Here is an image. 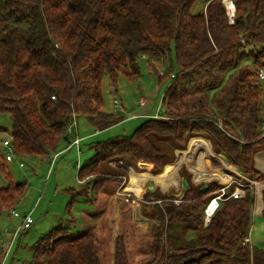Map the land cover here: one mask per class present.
Masks as SVG:
<instances>
[{
    "label": "trees",
    "instance_id": "trees-1",
    "mask_svg": "<svg viewBox=\"0 0 264 264\" xmlns=\"http://www.w3.org/2000/svg\"><path fill=\"white\" fill-rule=\"evenodd\" d=\"M197 1L203 8L192 13ZM231 2L232 22L223 0H0V114L10 116L19 156L56 152L74 118L85 116L98 131L121 121L102 109L104 76L115 91L119 74L139 78V58L174 70L158 117L130 135L90 143L94 155L77 168V187L67 189V209L77 197L87 205L80 229L52 228L29 264H264V247L248 242L257 200L248 181L229 182L207 223L205 207L224 186L216 180L186 178L180 196L133 194L155 223L151 234L139 231L131 206L114 196L128 170L146 162L160 172L195 136L208 139L230 169L264 182L253 162L264 147L257 77L264 49L251 51L264 43V0ZM238 184L244 195L229 196ZM23 191L24 183L11 180L0 187V215ZM261 199L264 215V189Z\"/></svg>",
    "mask_w": 264,
    "mask_h": 264
},
{
    "label": "rangeland",
    "instance_id": "rangeland-1",
    "mask_svg": "<svg viewBox=\"0 0 264 264\" xmlns=\"http://www.w3.org/2000/svg\"><path fill=\"white\" fill-rule=\"evenodd\" d=\"M223 3L230 22H232L234 6L232 5V12H229L225 0H223ZM202 8L203 2L197 1L192 7V13H196ZM251 49L257 55L261 49H264V43L255 44L251 46ZM171 55L173 58V53ZM246 58V61L250 64L253 57L249 52ZM171 65V63L156 64L153 69L146 59L139 58V78L131 81L124 75L119 74L115 91L110 88L107 76H104L101 87L103 98L102 109L105 112L113 114L112 98L116 97L123 105L124 111L113 115L121 117L122 120L109 128L97 131L85 116L78 117L79 134L81 136L86 133L92 134L81 141L78 149L76 146H73L53 161H51V158H46L48 155L44 157L33 155L19 156L15 152L12 153V160L7 161L5 155L8 149L2 142L5 139H11V120L8 114H0V187L6 186L9 180L15 183H24L22 197L11 210L2 211L0 215L1 245L11 241L15 229L22 223L23 215L30 213L33 221L28 229L21 230L16 235L9 252L1 264H29L36 243L60 223L69 226V230L73 232L80 229L82 225L81 213L87 205H85L84 198L77 197L75 199L76 202H73L70 208L67 209V205L71 199L67 193V189L77 187V168L93 157L94 148L90 147V143L107 140L117 135H130L146 118L156 115L157 108L161 105L164 91L169 86L171 77L174 74ZM259 84L260 117L264 119V80H261ZM141 99L147 102L145 106H140ZM130 113L136 116L131 117ZM73 135L72 133L71 138ZM62 146L65 148V145ZM259 150H264V147L256 151ZM174 153L173 160L165 164L160 172L153 173V168L149 171L147 168L139 169L137 166L134 167L133 171L128 170V173L124 175L127 178L123 182L125 186L120 191H130L132 195H139L141 190L150 188V190L158 189L162 194L180 196L186 186L184 185L186 178H189L194 184L201 181L207 182L204 180L210 181L209 179H211L223 185L233 180L241 183L243 179V181L254 184L255 187L257 185L255 188L257 190L256 198L259 194L258 192L261 195V190L264 188L262 184L264 182L251 179L237 169L238 172L230 169L227 166L228 163L218 153L216 154L213 151L210 142L204 137H191L186 144V148L176 149ZM169 160L170 158L168 157L164 159V161ZM187 162H190V168L193 173L189 170ZM221 173L227 175V177H223ZM128 175L132 178H128ZM228 177L230 178L228 179ZM222 180L227 181L222 182ZM158 185L159 187H156ZM240 186L238 184L236 187ZM134 197L141 199L139 196ZM131 200L130 198L129 201ZM261 200L259 202L258 199L256 200L257 206L259 205L257 208H260V210ZM135 209L132 217L139 231L141 233H153L155 231V223L152 220L145 219L142 212L139 214L137 208ZM12 211H16L19 215L11 217L10 213ZM116 218L117 213H114V225ZM258 221L262 223L260 224ZM255 227H257V231L259 232L257 234L255 233ZM251 229L252 231L249 236L251 243L261 245L256 242L255 238L264 239V216L257 217L253 215Z\"/></svg>",
    "mask_w": 264,
    "mask_h": 264
},
{
    "label": "built area",
    "instance_id": "built-area-1",
    "mask_svg": "<svg viewBox=\"0 0 264 264\" xmlns=\"http://www.w3.org/2000/svg\"><path fill=\"white\" fill-rule=\"evenodd\" d=\"M257 77L260 80H264V66L260 67L257 71ZM53 98V96H52ZM112 103H113V113L117 114V113H121L124 111V108L122 107L121 102L116 98L113 97L112 98ZM145 104V100L141 99L140 101V106H143ZM160 113V106H158L157 108V112L156 115L154 117H158ZM136 115H132L131 117H135ZM73 126H75V119L72 120V122L70 123V125L67 128V132L70 133L73 130ZM3 145L7 147V153L5 155V159L7 161H11L12 160V153L14 152L13 147L11 145V139H5L3 140ZM79 144H80V138L76 137L73 141H72V146H76V148H79ZM57 154L54 153V155L48 156L46 158H51V161H53L56 158ZM123 182H125L127 180V178L125 176L122 177ZM228 184H224L223 187H221L219 189V192L213 196L209 203L207 204V206L205 207V219L204 222L207 223L210 216L212 215V213L214 212V210L218 207L219 202L221 200L224 199V195L226 193V190L228 188ZM244 195V189L240 188V187H236L233 189V191L230 193L229 196L233 197V198H237V197H241ZM114 196L119 199V200H123L125 202H127L131 208H134L138 205H140V203L142 202V200L138 197H134L130 191H120V190H116L114 192ZM132 199L131 201H129V199ZM179 202L178 199H174V203L177 204ZM11 215L16 216L17 213H15L14 211L11 212ZM32 218H31V214H25L22 216V223L19 227H17L12 235L11 241L9 243H3L1 246L2 250H1V254H0V264L3 262L4 257L6 256V254L9 252L10 248H11V244L12 242L15 240V237L18 233L21 232V230H25L28 229L31 224H32ZM6 231V230H5ZM4 231V232H5Z\"/></svg>",
    "mask_w": 264,
    "mask_h": 264
},
{
    "label": "crops",
    "instance_id": "crops-1",
    "mask_svg": "<svg viewBox=\"0 0 264 264\" xmlns=\"http://www.w3.org/2000/svg\"><path fill=\"white\" fill-rule=\"evenodd\" d=\"M146 103L147 102H145V104L143 105V106H145L146 105ZM160 106V105H159ZM122 107H123V105H122ZM124 108V107H123ZM129 113V112H128ZM130 114H133V113H130ZM155 116V115H154ZM75 119V118H74ZM78 120L77 119H75V126H73V129H74V132H73V130H72V132H70V133H68V136H67V140L66 141H64V142H61L59 145H58V147H57V150H56V152H54V153H56L57 154V156H56V158H58L60 155H62L66 150H68V149H70L71 147H73L71 144H72V141L76 138V137H78V138H80V143H81V141L83 140V139H85V138H88L92 133H86V134H84L83 136H81L80 134H79V130H78V122H77ZM98 131V130H97ZM74 134L73 135V137L71 138V134ZM209 141V140H208ZM210 142V141H209ZM211 144V143H210ZM62 145H65V148H63V146ZM80 145V144H79ZM62 146V147H61ZM211 148H212V145H211ZM63 150V151H62ZM54 153H52V154H49L48 156H51V155H54ZM217 154V153H216ZM219 154V156H220V153H218ZM253 162H254V168L256 169V170H258V171H260V172H262V173H264V150H259V151H256L255 153H254V155H253ZM137 168H139V169H145V168H147L149 171L152 169V165L150 164V163H146V162H141V163H138V165H137ZM132 178V177H131ZM134 179H135V176H134ZM145 182V181H144ZM79 184V183H78ZM227 184V183H226ZM131 185V184H130ZM262 185H264V184H262ZM156 187H159V185L158 186H156ZM256 187H257V185H256ZM147 190L149 189L150 190V188H146ZM262 189H264V188H262ZM179 196V195H178ZM260 199H261V197H260ZM261 203H262V200H261ZM257 202H256V206H255V209H254V213H253V215H256L257 217H258V215L260 214L261 216H264V215H262V213H261V210H260V213H259V209H257ZM135 208H137V211L139 212V214L141 213V210H140V206L138 205V206H136V207H134V209H133V211L135 212ZM261 208H262V205H261ZM256 210V211H255ZM133 211H132V214H133ZM15 213H17L16 211H14ZM17 215H19L18 213H17ZM16 215V216H17ZM10 216L12 217V216H14V215H11V213H10ZM251 231H252V229H250V233H251ZM250 233H249V236H250ZM248 242L250 243V245H252V246H258V247H264V245H256V244H253V243H251V240H250V237L248 238Z\"/></svg>",
    "mask_w": 264,
    "mask_h": 264
},
{
    "label": "bare ground",
    "instance_id": "bare-ground-1",
    "mask_svg": "<svg viewBox=\"0 0 264 264\" xmlns=\"http://www.w3.org/2000/svg\"><path fill=\"white\" fill-rule=\"evenodd\" d=\"M225 3H226V6H227V8H228V11L229 12H232V9H233V6H232V2L230 1V0H225ZM230 165V164H229ZM230 166H232V165H230ZM233 167V166H232ZM189 168V167H188ZM234 168V167H233ZM235 169V168H234ZM189 170L191 171V169L189 168ZM237 171V170H236ZM192 172V171H191ZM238 172V171H237ZM193 173V172H192ZM239 175V174H238ZM230 177H234V176H230ZM230 177H228V179L230 178ZM212 179H214V178H212ZM227 179V180H228ZM209 180H211V179H209ZM227 180H222V182H225V181H227ZM194 181V180H193ZM204 181H208V180H204ZM219 181H221V180H219ZM202 182V181H201ZM259 200H260V197H258V202H259ZM259 206V205H258ZM257 209H259V213H260V208H257ZM261 215L259 214L258 215V217H260ZM260 224L262 223L261 221H258ZM255 229V233L257 234V233H259L258 231H257V227H255L254 228ZM257 238V237H256ZM255 238V240H256V242L257 243H259V244H261V245H264V239H256ZM256 242H254V243H256Z\"/></svg>",
    "mask_w": 264,
    "mask_h": 264
},
{
    "label": "water",
    "instance_id": "water-1",
    "mask_svg": "<svg viewBox=\"0 0 264 264\" xmlns=\"http://www.w3.org/2000/svg\"><path fill=\"white\" fill-rule=\"evenodd\" d=\"M220 157L227 163V158L223 154H220ZM184 185H187V182L186 181L184 182ZM258 193L259 194L257 195V199H258V197H261L260 192H258Z\"/></svg>",
    "mask_w": 264,
    "mask_h": 264
}]
</instances>
